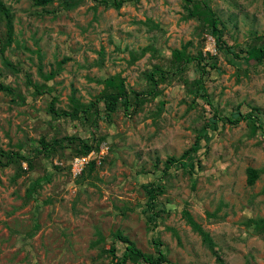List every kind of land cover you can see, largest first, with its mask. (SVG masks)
Listing matches in <instances>:
<instances>
[{"label":"rangeland","instance_id":"rangeland-1","mask_svg":"<svg viewBox=\"0 0 264 264\" xmlns=\"http://www.w3.org/2000/svg\"><path fill=\"white\" fill-rule=\"evenodd\" d=\"M2 1L14 41L4 53L12 68L0 58V85L13 91L0 90V149L33 158L31 169L0 170V264H111L109 249L124 247L117 232L147 254L160 242L168 264H264V60L219 51L183 0H124L118 10L85 0L69 11ZM194 1L212 9L239 56L264 39V0ZM182 48L216 65L202 78L205 96L194 88L193 63L181 74L171 68V51ZM154 66L168 71L158 96L146 79ZM114 75L143 93L139 105L111 114L100 102L92 121L48 113L52 99L63 111L72 100L95 102ZM32 84L47 90L36 96ZM71 136L93 137L91 174L88 165L72 174L71 147L36 154L39 139ZM169 159L176 163L165 173ZM248 168L259 172L252 186ZM149 184L160 187L157 216L145 206Z\"/></svg>","mask_w":264,"mask_h":264},{"label":"trees","instance_id":"trees-1","mask_svg":"<svg viewBox=\"0 0 264 264\" xmlns=\"http://www.w3.org/2000/svg\"><path fill=\"white\" fill-rule=\"evenodd\" d=\"M85 0H31L33 6L38 8H45L47 6L53 5L55 2L58 3L61 9L69 11L80 6ZM104 8H114L118 10L122 7L124 0H92ZM188 14L190 17L197 16L201 19L202 23L210 29L212 37L215 39L216 48L227 55H231L233 60H243L246 63L253 62V64H259L264 60V39H259L260 41L246 49L241 56L239 52H235L232 47H229L224 41L222 32L219 28V20L214 15L212 9L205 3L201 4L195 2L194 0H183ZM14 16L9 7L0 0V58L6 67H11V63L4 57L5 51L11 47L14 41ZM193 63L195 66L198 78L193 81L195 84V89L197 93L201 96H205V90L203 87L202 78L204 75L208 74L210 70L215 69V63H208L207 58L202 54L198 53L196 56H191L186 52V48L175 49L171 51V68L174 72L181 74L189 64ZM235 64V62L233 61ZM168 71L165 69L154 66L146 74V79L151 85L152 89L149 91L150 96H158L160 93L157 90L159 82H163L166 79ZM54 78V74H49L46 76V80H51ZM104 88L97 100L92 103L84 104L76 100H72L70 110L63 111L56 108L55 99H52L48 106V113L53 119L64 118L70 120H81L82 121H92L94 120V115L97 114V104L102 103L104 109L108 113H115L119 107L122 108L123 112L126 113L132 106V103L139 105L143 100V93L135 91H127L124 85V80L119 75H114L106 78L104 81ZM30 84V83H29ZM34 88V94L40 96L47 89L45 86H38L32 84ZM0 90L7 94H13V91L7 87H1ZM19 98L20 96L17 95ZM208 102V101H207ZM163 105V102L160 103ZM81 116V117H80ZM252 118L251 114H247L244 118L241 116L240 119L231 120L228 118L227 123H238L242 119ZM261 128V126H259ZM252 128H255L254 123ZM264 132V131H263ZM93 138V137H92ZM89 137V139H92ZM86 141L77 137H65L62 140H54L53 142H46L44 139H39V147L36 154L47 155L51 152L56 151L59 147L60 150L64 149L66 146L71 147L72 157L84 156L91 152L93 149L97 148L93 144V139L91 141ZM95 140V139H94ZM51 149V150H50ZM190 153L185 152L182 156L187 157ZM33 157L23 156L20 151H4L0 149V170L9 166H16L18 170L22 169L21 163L26 162L28 169L32 168ZM186 159V158H185ZM179 162V161H178ZM176 163L173 159H169L164 164L165 173L168 172L171 165ZM180 167L184 166L183 162H179ZM194 166L190 164V169ZM95 170V161L92 159L85 171L91 174ZM23 172V170L21 171ZM24 173V172H23ZM259 172L256 169H247V184L252 186L258 179ZM41 180L37 179L32 185L31 189H27V196L35 192L36 188L41 187ZM160 188L158 185H144V191L146 194L145 206L150 212L149 215H159L160 209H156L155 199L157 198L158 192L156 189ZM148 212V213H149ZM148 219V218H147ZM148 221H150L148 219ZM115 240H119L123 245V250L120 254H116V249L111 247L109 252L112 254L111 264H127L128 261L133 263H144V264H168V260L164 250L161 248L162 244L160 242L152 241L153 244H157L160 248L157 249L156 254H147L136 247L134 242L130 241L126 236L121 233H115L113 235ZM101 240V238L99 239Z\"/></svg>","mask_w":264,"mask_h":264},{"label":"built area","instance_id":"built-area-1","mask_svg":"<svg viewBox=\"0 0 264 264\" xmlns=\"http://www.w3.org/2000/svg\"><path fill=\"white\" fill-rule=\"evenodd\" d=\"M107 150V147H101L100 148V154L102 155L103 153H105V151ZM95 153V151H91L89 152L87 155L84 156H78L75 157L73 159V161L71 162V171L73 175H77L80 172H82V170L84 169V167L86 165H88V163L91 161V156Z\"/></svg>","mask_w":264,"mask_h":264}]
</instances>
